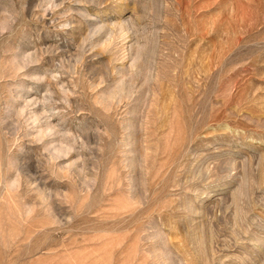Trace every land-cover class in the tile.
Returning <instances> with one entry per match:
<instances>
[{
  "label": "rangeland",
  "instance_id": "374dc122",
  "mask_svg": "<svg viewBox=\"0 0 264 264\" xmlns=\"http://www.w3.org/2000/svg\"><path fill=\"white\" fill-rule=\"evenodd\" d=\"M0 264H264V0H0Z\"/></svg>",
  "mask_w": 264,
  "mask_h": 264
}]
</instances>
